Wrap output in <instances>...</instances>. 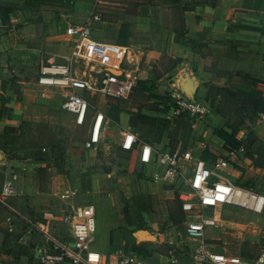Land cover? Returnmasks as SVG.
Instances as JSON below:
<instances>
[{
	"label": "crops",
	"instance_id": "obj_1",
	"mask_svg": "<svg viewBox=\"0 0 264 264\" xmlns=\"http://www.w3.org/2000/svg\"><path fill=\"white\" fill-rule=\"evenodd\" d=\"M61 1L0 0V7L5 6L0 11V191L6 184L13 186L15 192L7 198V203L20 215L15 231L8 232L5 220L8 209L0 204V264L1 261L6 264H23V260L37 264L33 247L36 243H46V240L35 229L34 224L43 220L46 211L59 215L60 193L73 190L74 201L91 203L92 197L99 195L101 184L92 182L87 176L81 177L80 182L88 196H79L73 183L65 186L60 181L61 174H55L54 167L48 164L49 160L44 153H37L38 144H32L33 140L40 137L42 126L51 127L50 124L56 118H61L60 122L68 125V121L63 119L69 116L75 126H81L85 131L86 136L82 142L84 149L98 152L110 149L113 144L117 145L122 152L132 155L134 159V168L129 175L139 177L128 191L129 212L116 221L113 211L112 220L105 227L97 225L96 221V237L92 248L108 257L114 247L121 245L134 248L144 258V264H190L189 254L188 260H181L176 251L173 255L168 252L170 247L181 248L177 244L170 245V240L183 243L178 240L176 225L168 222L158 226L156 221H149L148 214L151 210L146 205L147 199L144 200L147 196L156 197L163 219L168 216V208L170 210L172 202L179 203L171 190L163 188L160 182L152 179L160 170L156 162V150L170 146L164 123L155 116L148 115L150 119L142 117L141 120L130 121L127 118L118 124L109 110L101 107L104 105L110 108V103L117 99L91 95L88 97L84 122L79 124L75 121L74 114L62 108L69 89L49 87L36 82L38 68L47 57L52 56L56 61L63 62L69 53L70 38L66 30L71 25L72 16L61 11ZM82 1L85 9L93 10L92 16H98L97 19L90 17L88 20L93 38L107 42L119 41L116 43L128 47L127 59L137 75L134 85L145 90L157 86L156 82L167 78L169 87L165 89L175 87L185 96L207 103L204 97L208 92V85L218 81L231 90L241 89L245 110L250 113L248 121L250 118L258 126L263 122L264 126V119L261 118L264 115L261 85L264 83V0ZM97 3L128 6L130 10L125 9L123 14H132L134 21L131 22L129 18V23L122 22L121 33L115 36L111 26L113 20L99 17L98 12L106 10L102 6L97 7ZM37 8H41L40 21L27 14ZM102 28L110 29L111 34L108 32L104 37L97 35ZM134 48L138 49L134 51ZM154 56L165 60L178 59V62L173 67L168 65L157 70L156 65L150 62ZM24 68L34 71L30 82L17 78ZM162 87L165 86L160 85ZM96 112L103 114L100 141L96 147L86 148L84 143L89 138ZM246 121L243 119L241 123ZM174 122L175 120H171V126H175ZM145 143L153 146L147 160L142 159V147ZM30 145L35 149L33 154L27 148ZM206 146L201 140L193 151L194 155L199 158ZM123 160L127 161L128 157ZM222 207L228 205L217 208ZM239 209L253 214V219L264 226V212L258 214ZM115 225L119 229H116L117 233L115 230L111 233ZM220 227L218 223L217 227L208 231L207 236L215 241L216 237L220 239L223 236L217 231ZM49 230L54 235L68 234L67 224L59 219L50 223ZM215 231L218 235L212 233ZM8 235L14 237L16 242L7 243L5 239ZM99 236L104 241V246L96 247L95 241ZM186 239L189 244L190 240ZM129 241L147 250L142 251ZM159 244L166 247V252L158 251ZM222 247L226 248L224 245ZM260 254L264 255V251L258 253L256 258ZM22 257L26 258L20 261ZM259 264H264V260Z\"/></svg>",
	"mask_w": 264,
	"mask_h": 264
},
{
	"label": "built area",
	"instance_id": "obj_2",
	"mask_svg": "<svg viewBox=\"0 0 264 264\" xmlns=\"http://www.w3.org/2000/svg\"><path fill=\"white\" fill-rule=\"evenodd\" d=\"M67 34L70 45L65 60L58 62L52 56L47 57L40 64L35 79L40 85L69 89L62 108L74 114L75 121L81 124L88 110L89 96L125 99L130 95L137 75L127 59L128 47L96 40L88 22L71 24ZM261 85L264 98V83ZM168 91L172 119L182 117L199 123L204 120L209 109L206 102L187 97L175 87ZM261 118L264 119L263 114ZM102 122L103 114L94 113L90 135L84 143L86 148L96 147L99 143ZM152 147L143 144V160L148 159ZM156 162L160 170L152 179L174 193L185 214L181 226L190 240L187 244L190 264H259L264 260L263 254L256 260H246L207 236L210 229L218 226V218L213 212L217 207L236 206L260 214L264 212V192L236 184L225 177L222 174L223 156L202 162L192 150L167 146L156 150ZM14 192L11 184L4 185L0 191V204L8 209L5 220L10 233L15 231L20 217L19 212L7 203V198ZM74 195L73 190L60 193L59 215L46 211L43 220L34 224L46 240V243H36L33 247L37 264H144V258L134 248L118 245L108 257L94 250L95 206L91 202L74 201ZM57 218L67 224L66 236L50 232V223ZM168 243L177 244L171 240ZM168 252L175 254V248L170 247Z\"/></svg>",
	"mask_w": 264,
	"mask_h": 264
},
{
	"label": "rangeland",
	"instance_id": "obj_3",
	"mask_svg": "<svg viewBox=\"0 0 264 264\" xmlns=\"http://www.w3.org/2000/svg\"><path fill=\"white\" fill-rule=\"evenodd\" d=\"M59 5H61L59 6L61 11L72 16L71 24L88 22L89 18L92 17L93 10L85 9L82 0H62ZM99 6L106 10L98 12L99 17L113 20L111 26L115 36H119L121 33L122 27L120 25L122 22L129 23V18L131 22L134 21L132 14L129 15L127 12L123 14L125 9L130 10L128 6L111 3L98 4L97 7ZM30 11L32 12H27L29 17L33 15L37 21L42 19L41 8ZM108 32L110 33L111 30L102 28L99 29L97 35L104 37ZM136 49L138 48H134V51ZM150 62L156 65L157 70H161L169 64V61L155 56L151 58ZM21 71L17 78L30 82L34 71H30L28 68ZM167 83L166 78L156 82L159 87L154 85L155 87L152 86L145 90L139 85H134L127 98L114 100L110 103V108H106L104 105L101 107L108 109L109 114L118 124L127 118L132 121V119H143V115L155 116L164 123L165 133L170 138L169 144L173 149L194 151L199 142L204 141L206 145L215 148L221 154L220 156L225 158V163L222 166V174L225 177L236 184L264 192V126H262L263 122L258 126L257 123H252L250 118L248 121L247 116L250 113L245 110V103L241 99V89L231 90L227 88L226 84L221 85L218 81L209 84L208 92L204 97L207 100L208 113L204 120L199 123L191 122L182 117L172 119L169 91L165 89L169 87ZM160 85L165 87L160 88ZM170 119L175 120V126H171ZM243 119L247 121L242 124ZM61 120V118H56L54 123L50 124L51 127L42 126L40 137L32 141V144H38L37 153H44V156L49 160L48 164L54 167L55 174H61L60 181L65 186L73 183L79 196H88L81 187V177L87 176L92 182L96 181L101 184L99 195H94L91 200L96 207L97 225L104 227L109 225L113 211V218L116 221L120 220L122 215L129 212V188L139 178L129 175V172L134 168L132 155L122 152L120 147L115 144L107 150L88 151L84 149L82 143L86 136L84 129L81 126H75L70 116L63 119V121H68V125L62 124ZM27 148H30V154L35 152L32 145ZM126 157L128 160L124 161L123 159ZM144 200L148 209L151 210V213L148 214L151 216L148 218L149 221L152 223L156 221L158 226L166 225L168 222L176 225L175 231H178V240H182L183 243H177L176 246L181 248H175V251L181 260H188V240L180 224L184 216L179 213L176 203L172 202L170 210L168 208V216L163 219L162 215L160 216V203L157 198L147 196ZM213 212L219 219L218 223L221 226L217 231L221 232L223 236L218 239L215 236L218 235L217 231L212 232L215 235L209 234V236L216 237L217 241L226 246L230 253L240 254L244 258L254 260L258 253L264 251V226L260 221L253 219V214L247 211L244 213L241 209L233 206L217 208ZM143 223L145 224L146 221L144 220ZM112 228V230L110 229L111 233L114 230L117 233L116 229H119V226L116 227L115 225ZM5 240L7 243L16 242L11 235H8ZM132 244L142 251L147 250L141 245ZM95 246H104V241L100 236L95 241ZM157 249L158 247H156ZM158 251L166 252V247L159 244ZM24 258L26 257L20 258V261ZM23 262V264H30L27 260H23ZM1 264L6 263L1 261ZM183 264L186 263L183 262Z\"/></svg>",
	"mask_w": 264,
	"mask_h": 264
},
{
	"label": "trees",
	"instance_id": "obj_4",
	"mask_svg": "<svg viewBox=\"0 0 264 264\" xmlns=\"http://www.w3.org/2000/svg\"><path fill=\"white\" fill-rule=\"evenodd\" d=\"M5 6H1L0 7V11L1 10H3V8H4ZM167 61H169V66L168 67H173L177 62H178V59H172V58H168V60ZM145 82H147V81H145ZM143 118H145V119H150L149 117H147V116H142ZM153 119V118H152ZM219 152L217 151V150H215L214 148H212L211 146H206L203 150H202V153L200 154V160L202 161V162H211V161H213V160H215L218 156H219ZM176 208L178 209V211H179V213L181 214V216H184L185 217V214H184V212L181 210V208H180V205H179V203L176 201ZM183 221V219L180 221V224H181V222Z\"/></svg>",
	"mask_w": 264,
	"mask_h": 264
}]
</instances>
